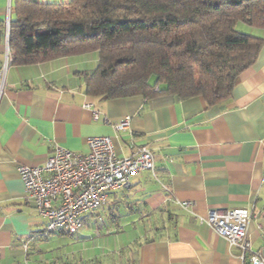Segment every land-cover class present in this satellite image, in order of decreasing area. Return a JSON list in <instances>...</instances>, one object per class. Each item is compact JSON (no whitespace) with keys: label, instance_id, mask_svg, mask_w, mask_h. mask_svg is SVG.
I'll return each instance as SVG.
<instances>
[{"label":"crops","instance_id":"1","mask_svg":"<svg viewBox=\"0 0 264 264\" xmlns=\"http://www.w3.org/2000/svg\"><path fill=\"white\" fill-rule=\"evenodd\" d=\"M18 1L0 0V264H244L240 250L203 222L213 209L251 211L248 238L264 257V46L223 105L171 95L103 101L85 90L97 52L4 69L7 21L16 19ZM237 30L264 41V29ZM126 118L129 127L115 129ZM105 137L120 159L145 147L155 161L154 172L110 193L108 210L98 216L128 229L125 239L117 245L104 243L102 234L94 238L92 215L80 235L42 239L46 221L27 203L18 168L41 166L56 148L87 155L88 141ZM67 236L72 240L64 245Z\"/></svg>","mask_w":264,"mask_h":264},{"label":"trees","instance_id":"2","mask_svg":"<svg viewBox=\"0 0 264 264\" xmlns=\"http://www.w3.org/2000/svg\"><path fill=\"white\" fill-rule=\"evenodd\" d=\"M13 13L11 65L97 52L85 90L103 101L171 95L223 105L264 46L237 30L264 29V0H20Z\"/></svg>","mask_w":264,"mask_h":264},{"label":"built area","instance_id":"3","mask_svg":"<svg viewBox=\"0 0 264 264\" xmlns=\"http://www.w3.org/2000/svg\"><path fill=\"white\" fill-rule=\"evenodd\" d=\"M10 21H7L9 30ZM12 64L9 50L5 68ZM4 71L0 74L3 84ZM95 119H98L96 114ZM130 118L115 129L126 130ZM89 154L79 155L56 148L41 166H20L18 174L24 185L26 201L46 221L41 235L45 239L58 233L80 235L85 229V218L96 213L106 203L108 195L131 186V179L141 172H154L155 161L148 148H139L130 158H118L111 138L88 141ZM192 203H185L188 209ZM249 210H210L203 220L231 248H238L244 264H264V257L252 251L248 238ZM24 244L28 250V244Z\"/></svg>","mask_w":264,"mask_h":264},{"label":"rangeland","instance_id":"4","mask_svg":"<svg viewBox=\"0 0 264 264\" xmlns=\"http://www.w3.org/2000/svg\"><path fill=\"white\" fill-rule=\"evenodd\" d=\"M106 210H108V208L104 205L98 212H96L95 214H93L92 216H91V218L93 217L94 218V216H99L100 215V213H103V212H105ZM106 215V214H105ZM105 215L103 216H101V217H98V219H96L97 220V223H98V226L96 227H94V225H93V229L95 228V230L96 229H98V230H96L95 232H94V234H95V236H94V238H98L101 234H102V241L105 243H108V242H113V243H115V244H117V245H119L120 243H121V241H123L124 239H125V235H124V233H127L128 232V229H126L123 225H120V226H113V225H108L107 223H108V219L105 217ZM107 222V223H106ZM106 229H112V230H117V229H119L120 231L121 230H123V232L122 233H120V234H117V235H115V236H105L104 234H105V232H106ZM97 235H99V236H97ZM73 237V236H72ZM71 240H72V238L71 237H65L63 240H62V242L64 243V245L66 244V243H69V242H71ZM84 248H86V247H84ZM77 249L78 248H76V252H77Z\"/></svg>","mask_w":264,"mask_h":264},{"label":"water","instance_id":"5","mask_svg":"<svg viewBox=\"0 0 264 264\" xmlns=\"http://www.w3.org/2000/svg\"><path fill=\"white\" fill-rule=\"evenodd\" d=\"M9 32V31H8ZM9 35V34H8ZM8 38H9V36H8Z\"/></svg>","mask_w":264,"mask_h":264}]
</instances>
